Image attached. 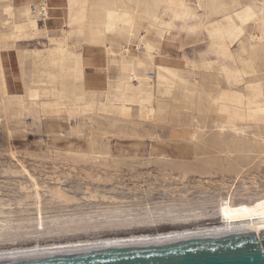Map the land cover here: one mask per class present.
Instances as JSON below:
<instances>
[{
  "label": "rangeland",
  "instance_id": "obj_1",
  "mask_svg": "<svg viewBox=\"0 0 264 264\" xmlns=\"http://www.w3.org/2000/svg\"><path fill=\"white\" fill-rule=\"evenodd\" d=\"M262 199L264 0H0V252Z\"/></svg>",
  "mask_w": 264,
  "mask_h": 264
},
{
  "label": "water",
  "instance_id": "obj_2",
  "mask_svg": "<svg viewBox=\"0 0 264 264\" xmlns=\"http://www.w3.org/2000/svg\"><path fill=\"white\" fill-rule=\"evenodd\" d=\"M0 264H264V229L162 245L5 260Z\"/></svg>",
  "mask_w": 264,
  "mask_h": 264
},
{
  "label": "bare ground",
  "instance_id": "obj_3",
  "mask_svg": "<svg viewBox=\"0 0 264 264\" xmlns=\"http://www.w3.org/2000/svg\"><path fill=\"white\" fill-rule=\"evenodd\" d=\"M225 24L229 26L232 25V21L229 17L223 19V25L225 26ZM222 29L221 27V30H215V32L222 31ZM219 218L221 222L218 226L214 227L173 231L155 236L144 234L140 236L134 235L128 238H107L95 242L93 241L85 245L77 244L64 246L55 244L52 247H34L29 250L0 252V261L43 258L53 255L80 253L99 249L162 245L190 239L264 229V199L259 200L253 205L240 206H235L231 202L226 201L220 209Z\"/></svg>",
  "mask_w": 264,
  "mask_h": 264
},
{
  "label": "crops",
  "instance_id": "obj_4",
  "mask_svg": "<svg viewBox=\"0 0 264 264\" xmlns=\"http://www.w3.org/2000/svg\"><path fill=\"white\" fill-rule=\"evenodd\" d=\"M226 18V17H225ZM231 19V17H229ZM223 25V20L219 23H215L213 25H211L208 29L210 30V34H217V33H221V31L215 32V30H221V27ZM170 73H174V72H170Z\"/></svg>",
  "mask_w": 264,
  "mask_h": 264
}]
</instances>
